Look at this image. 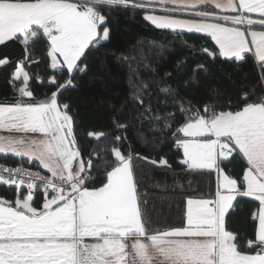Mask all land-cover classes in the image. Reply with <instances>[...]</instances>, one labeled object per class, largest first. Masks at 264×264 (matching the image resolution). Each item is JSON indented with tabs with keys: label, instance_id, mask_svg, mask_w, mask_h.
Returning a JSON list of instances; mask_svg holds the SVG:
<instances>
[{
	"label": "snow or ice",
	"instance_id": "6c2138e0",
	"mask_svg": "<svg viewBox=\"0 0 264 264\" xmlns=\"http://www.w3.org/2000/svg\"><path fill=\"white\" fill-rule=\"evenodd\" d=\"M129 13L189 48L186 33L214 47L201 46L190 71L185 59L161 75L152 59L162 43L117 41ZM9 44L24 55L8 80L13 96L0 99V157L16 161L0 163V186L14 189L12 199L0 196V264H264V0H0V47ZM249 56L259 88L231 96L211 84L194 102L172 83L184 75L183 88L199 86L218 60L240 74ZM12 64L0 57V68ZM38 64L43 75L28 70ZM114 69L127 91L103 99L106 124L85 133L62 96ZM33 80L47 91L37 96ZM83 135L94 143L81 144ZM137 144L170 145L176 167L168 153L141 155ZM138 161L185 194L176 225L160 227L148 212ZM193 178L209 190L193 188ZM245 198L258 202L251 230L233 227Z\"/></svg>",
	"mask_w": 264,
	"mask_h": 264
},
{
	"label": "trees",
	"instance_id": "16d2710c",
	"mask_svg": "<svg viewBox=\"0 0 264 264\" xmlns=\"http://www.w3.org/2000/svg\"><path fill=\"white\" fill-rule=\"evenodd\" d=\"M131 13L129 18L121 17L119 20V30L117 33V41L121 44L133 43L138 39H155L164 45L163 53L157 57L156 53L159 49L153 51L152 63L157 71L163 75L165 72H176L175 65L178 61L187 60V67L183 72H188L196 62L202 59L197 50L201 47H214V42L209 38H204L202 34L186 33L183 40L188 44L194 45L193 48L187 47L182 43L181 38L174 36L168 32L155 30L152 26L145 23L141 19L143 13H136L132 19ZM35 57L43 58L44 44L38 43L36 46ZM23 50L17 44H9L7 47H0V57L8 56L13 64L8 69L0 68V99L4 97H12L13 89L10 87L8 80L12 75V70L15 67V62L23 58ZM44 64L30 65L28 70L31 73L43 72ZM91 76V73L89 74ZM246 75V78L243 76ZM186 76L180 75L173 79L172 83L181 86V92L185 95L195 93V99L205 94V88L211 84L217 85L226 95L235 96L243 89L248 91L256 86L259 88L260 69L253 57L249 56L247 63L242 66V73L238 74L234 70L232 63L217 61L212 66L208 75L201 74L200 85L183 88V81ZM31 87L39 96L47 89L33 80ZM127 84L122 71L113 70L112 77L105 82L89 83V77H85L79 91L64 92L62 99H66L73 106L75 111L79 113L81 122V131L102 130L106 124L105 106L101 103L103 99L112 96L116 92H126ZM151 139V137H148ZM81 144L91 145L92 141L86 139V135L80 137ZM137 150L141 155L159 158V156L168 153L170 163L176 167V161L179 158L175 152H169L170 145H165L159 150H153L150 147L137 144ZM87 152L88 149H85ZM0 161L8 165H15L16 161L11 157H0ZM228 165H226V168ZM137 169L140 173V191L144 194L147 200V210L153 216L155 221H160V227L165 225H176L182 215L181 202L185 194L179 191H174L171 188L172 177L163 169L153 168L151 165L137 162ZM159 185V186H158ZM214 186V180H213ZM187 188V183H185ZM193 188H201L203 192L209 190L208 184L192 179ZM202 193H196L200 195ZM0 196H5L8 199L14 198V189L10 190L4 186H0ZM258 207V202L251 201L250 198H245L241 201L240 211L237 216L233 217L235 221L233 227L242 230H251V224L246 223L250 220L251 213Z\"/></svg>",
	"mask_w": 264,
	"mask_h": 264
},
{
	"label": "built area",
	"instance_id": "2783aa9c",
	"mask_svg": "<svg viewBox=\"0 0 264 264\" xmlns=\"http://www.w3.org/2000/svg\"><path fill=\"white\" fill-rule=\"evenodd\" d=\"M0 163H3V162L0 161ZM12 166H15V165H12Z\"/></svg>",
	"mask_w": 264,
	"mask_h": 264
}]
</instances>
